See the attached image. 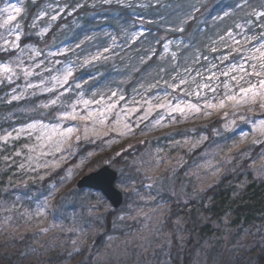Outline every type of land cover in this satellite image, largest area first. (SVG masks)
Masks as SVG:
<instances>
[{
    "label": "snow or ice",
    "instance_id": "obj_1",
    "mask_svg": "<svg viewBox=\"0 0 264 264\" xmlns=\"http://www.w3.org/2000/svg\"><path fill=\"white\" fill-rule=\"evenodd\" d=\"M31 3L35 5L36 0H31ZM100 3H115L132 9L163 7L168 11L155 20H147V24H154L158 30L163 29L166 33L180 35L174 38L158 37L147 27L131 32L125 28L122 29L125 37L123 44L118 43L117 36L110 32L104 33V43H96L95 32L82 30L69 42L62 41L61 46H57L55 36L51 38V44L45 41L52 29V22L62 13L72 15L85 4L80 0H74L72 4H47L36 12L31 24L26 25L24 0H17L16 3L0 0V86L9 89L0 102L9 105L29 102L19 109V114L25 117L22 121L10 129L0 130V151L11 147V154L4 155L3 160L9 166L15 165L19 171L34 173L41 179L50 174L58 175L59 170L65 173L58 183L49 184L42 198L33 201V209L16 212L19 197L11 206L0 201V211L6 213L0 221V235L5 236L0 244L2 248L23 242L25 236L21 228L27 230L33 221L49 215L50 208L58 210L63 201L75 192L74 188H69L60 195L58 204L51 203L59 189L73 179L75 173L68 165L83 150L82 146L98 140L107 145L115 144V137L135 135L133 129L139 128L142 123L144 126L140 128V134L146 135L154 129L183 123L194 116L207 117L222 112V118L226 121L225 130L232 129L236 125V118H239L248 127L247 131H234L232 136H222L217 130L216 135L221 137L219 141H209L207 136H201L195 141L185 140L183 144L176 141L175 148L183 147L185 154L201 153L198 159L203 164L196 163L197 173L201 168H207L213 176L223 174L225 169L244 170L254 179H264V0H232L230 4L220 0L216 3L211 0H174L169 4H162L161 0H148L135 5L132 0H100ZM134 16L133 27L137 21L141 25L145 23L143 16L135 12ZM45 17L49 18V23L40 26L37 22ZM33 37L36 42H32ZM41 41H44L42 47L39 44ZM138 42V51L143 54L139 55L138 64L132 65L121 81L127 82L133 73L138 75L134 95L126 100L119 85L113 88L110 86L112 82L102 83L104 74L98 69L95 72L90 69L107 64L119 56L116 49L123 50ZM156 45H162V51H158ZM154 59L157 61L155 67L149 63ZM85 69H89L86 76L81 71ZM154 89L159 90L151 95ZM136 96L140 99L137 100ZM40 97L45 99L36 103L35 99ZM192 98H195V102ZM121 101L125 103L121 104ZM154 112L155 117L150 119ZM12 115L9 114V119ZM237 134L239 140L235 139ZM165 136L169 137V134ZM106 137L108 139L105 141ZM140 143L150 144L151 141ZM245 143L249 146L242 147ZM123 151L125 149L116 155H121ZM160 151L157 149V154ZM148 156L149 159H142L141 163L150 165L154 162L157 166L163 163L165 172H171L173 176L177 169H183L186 164L182 157H177L169 167L167 161L170 157L155 159L150 152ZM16 157L20 158L19 163ZM257 159L260 160L259 167L256 166ZM133 167L140 172L136 161ZM194 175L199 179L198 174ZM94 179L92 187L107 197L116 177L100 175ZM145 179L154 181L160 178ZM246 183L242 182L241 187ZM146 187L151 188L153 184L149 183ZM133 191L139 195L136 189ZM157 195L160 193L157 192ZM169 198H175L185 207L195 199L186 194L183 187L177 191L175 185ZM166 204L167 201L161 197L153 215L142 212H137V215L143 214L148 221L155 217L162 223L163 219H167L163 217ZM98 208V204H90L89 214ZM127 215L125 213L118 219L124 220ZM20 219L24 220L23 224L17 222ZM95 219L101 218L97 216ZM182 223L178 220L177 230L163 236L162 228H150L145 224L142 230L131 234V240L126 244L136 246L134 256L147 257L151 249L147 264H154L158 259L159 264H173L176 258L173 247L177 249L176 256H179L181 264L185 253L191 256L190 264H209L208 249L211 245L187 249L186 229L180 227ZM230 223L226 212L225 227ZM88 226L87 220L80 221L75 215L70 227L64 224L63 219L53 216L52 222L39 228L33 236L46 235L53 228L71 233L76 237L70 241L71 250L59 252L47 260L35 247L19 255L30 264H53L54 261H72L84 256ZM235 231L242 233L241 237L230 248L226 247L218 259H213L212 264H264V224L248 228L238 225ZM244 237L249 239L245 240ZM40 247L47 252L54 250L55 246ZM91 247L88 248L89 255L79 260L78 264H87V260L91 259ZM157 253H162L163 259ZM4 256H8L7 252Z\"/></svg>",
    "mask_w": 264,
    "mask_h": 264
},
{
    "label": "rangeland",
    "instance_id": "obj_2",
    "mask_svg": "<svg viewBox=\"0 0 264 264\" xmlns=\"http://www.w3.org/2000/svg\"><path fill=\"white\" fill-rule=\"evenodd\" d=\"M25 1L26 0H24V4H25ZM86 1L87 0H80L82 4H84V2ZM226 1H232V0H226ZM11 2L16 3L17 0H11ZM64 2L72 4L74 3V0H45L43 2V6H46L47 4H53V6H55L57 3H60L62 5ZM88 2L91 5L100 4V0H88ZM132 2L135 5L137 3L148 2V0H132ZM173 2L174 0H161L162 4H169ZM211 2L213 3L214 0H211ZM149 8H150V12L148 11ZM149 8H140V7H135L134 9L129 8L131 17L128 18L127 21L125 22L118 21V26H119L118 34L115 33L116 32L115 30L113 31L107 30V27H109V25H106V27L103 25L101 28V31H96L92 26L88 27L87 30L90 32H95L97 34L96 43H104L106 41V37L104 33L110 32L112 35L117 36L118 43L123 44L125 37L122 32V29L126 28L128 29L129 32H131V31H138L141 27L148 28L149 24H147L146 18H148L149 15L147 12L151 13V12H154V10L159 8L160 11L157 17L165 13V12H161L162 9L163 11L165 10V8L163 7H156L155 9H152L153 7H149ZM77 12L73 13L70 16L67 15V13H62L61 16L55 22H52V29H53L55 26H58V24H61V23H62V26H67V24L64 23V21L70 20L73 18L74 25L72 27L67 26V32L59 35L58 38H56L55 43L57 46H61L62 41L69 42L75 34L81 33L77 31V29H80V26H82L81 25L82 17L80 16V14L77 15ZM134 12L135 14L139 16H143V17L145 16L144 17L145 23L143 25H141L139 21H137L135 23V26L134 27L132 26L133 20L135 19ZM102 13L106 14V11ZM93 18L96 19V16ZM37 23L40 26H44L47 23H49V18L45 17L42 20L38 21ZM166 37L174 38V37H179V35L175 36L172 33H167ZM131 46L132 45L125 47L123 48V50L118 48L116 49V51L118 53H122L124 49L128 51V49ZM138 48L139 47H136L133 50V53H142L141 51H138ZM160 51H162V48ZM69 56H71V54H69ZM59 59L63 60L65 58L59 57ZM114 59L111 61L114 62ZM132 65H134V63ZM130 69L131 67H128L129 71ZM86 70H89V69H86ZM90 70L92 72L96 71L95 68H92ZM120 80L122 81L123 79L121 78L118 81L111 80V79H104L102 83L112 82L110 86L113 88L119 85V87L123 89L124 91L126 100H130L132 96L134 95L133 88L137 86V82L134 83L133 85L126 86L124 85V83H121ZM158 90L159 89H154L153 92L150 94L154 95L155 92ZM8 91L9 89L1 96V98L5 97ZM44 99L45 97L41 98V100L38 101V103ZM136 99L139 100L140 97L136 96ZM192 99H193V102H195V98H192ZM120 103L124 104L125 101H121ZM0 104H6V103L0 102ZM28 104L29 102L27 101V104H24L19 109L25 107ZM19 109L13 112H10L11 114H13L11 119H9L10 113L0 118V130L10 129L12 126L16 124V122L18 121L17 120L18 116L20 115ZM220 116H222V112L213 113L211 116H207V117L194 116L184 121L183 123L172 124V125H169V127L167 128L154 129L152 131L147 132L146 135L140 134V128H143L144 126L142 123L139 128L133 129V131L135 132V135L129 134L123 137H119V136L115 137L117 139V143L115 144L107 145L106 143H101V141L99 140L96 141L94 143L95 146L93 148L85 152H80V154L70 162L68 167H71L73 169L75 175L72 180H70L64 187H61L59 189L56 197L53 198L51 203L53 205H56L57 202L60 200V195L62 193L66 192L69 188L75 187L78 181L85 174H88L89 172L93 171L94 168H96L97 165H99L102 161H107L106 164L111 165L110 159L114 156H117L116 153L120 152L121 149L127 150L128 148H130L129 145L133 146L136 143H140V141L153 140L155 141V143L152 145V147L149 148V150H147L146 152H144V154H142L141 156L137 158L138 168H140V173L142 175L141 181L138 182L135 178L126 177L122 180L118 178V182H117V186L123 192L125 190V192H129L131 194V196L129 197V201L127 202L125 206H122L124 208L119 214V216H121L127 213L128 214L127 218L124 220L119 219V221L122 223V225H124L125 223H135L134 228L125 229L124 234L108 235L105 241L106 243L114 245L117 248H120V249L125 248L126 246L131 245V243L126 244V241L131 240V234L142 230L145 224H147L148 227L150 228H162V232L164 233V235H167L168 232L166 234V230L163 228L164 226L163 222L162 223L158 222L155 217L153 218V220L148 221V220H145L143 216V214L153 215V210L156 208V205L161 199V197L165 201H167V204L165 205V212L163 213V217L169 214L170 212L169 209H171L172 204L174 203V201H177L175 198H172V199L169 198L168 195L171 194L172 189L169 190L165 185H163V183H161V180L159 181L157 179L154 181H149L145 179V177L158 178L161 175H163L165 172V164L162 163L159 166H157L153 162L152 164L148 165V164L141 163V160L143 159L144 161H147L149 159V156H148L149 152L153 155L155 159H159L160 156L170 157V159L167 161V165L169 167L175 163V160L177 157H182V160H183L185 156L184 154L185 149L183 147L180 149H176L175 142L180 141L181 144H183L185 140L195 141V140H198L201 136H207V135L201 134V135L177 136L176 133L182 130L193 129L199 126L209 124L215 121ZM154 117H155V112L152 114V117H150V119ZM239 121H240L239 118H236V125H234L233 128L229 130H225L224 128L225 124H224L222 129L219 132L221 133L222 136H232L234 131L236 133H238L240 130L247 131L248 127L245 126V124H240ZM145 123H147V121ZM166 133L169 134V137L165 136ZM216 138H217L216 140L219 141L221 137L216 135ZM104 139L106 141L108 138L106 137ZM235 139L236 140L240 139L238 134L235 136ZM22 142L23 141H21V143ZM207 142L208 141H205V143ZM229 143H231V141H229ZM248 146L249 145L247 143L242 145V147H248ZM157 149L161 150L159 154H157ZM90 153L92 155H89ZM10 154H11V147H9L6 151H0V201L7 202L8 205L11 206L12 202L16 201V198L19 197L20 199L15 209L16 212L23 211L24 209H33L35 208V203L33 201L42 198L43 195L47 193L49 184L54 183V182L58 183L60 180V177L63 176L65 173L64 171H62L59 177H53V179L48 184H46L47 186L45 187V185L41 183L45 181L46 179H48L49 177L54 176V174L44 176V178L41 179L39 176H37L34 173L19 171L15 165L9 166V164H6L5 161L3 160L4 155H10ZM15 159L17 163H19L20 158L16 157ZM82 160H83V163H81ZM196 163L203 164V161L200 160ZM196 163H194L189 168L187 172V176H186V182L183 188L186 194L190 196H194L195 198H200L199 195L205 193L211 186H213V184L217 182V180L221 177L222 174L218 176L210 175L209 170L207 168H201L199 172L197 173ZM259 164H260V160L257 159L256 166L259 167ZM112 167L116 169L118 173L120 174V170L118 168L114 166ZM194 174H198L199 179H197V175H194ZM244 181H247V183L244 184L243 187H241L242 182ZM149 183H152L153 187L151 188L146 187V185ZM133 189H136L139 192V195H137L136 192L133 191ZM85 190L86 192H84L83 198L86 200V202L89 204L99 205V208L94 210L93 213L98 214L101 211H105V210H109L113 208L111 202L102 193L96 190H87V189ZM176 190L179 191L177 187H176ZM157 192L160 193L159 196L157 195ZM196 193H199V195L196 196ZM182 199L183 197L181 198V200ZM213 202H214V198L211 197L209 200V203L212 204ZM243 203H249L251 206L255 207L257 210L264 211V179L244 178L239 183H237L225 195V200H224L223 206L221 207V211H220L221 223L212 222L210 227L208 228V230L212 234V235L210 234L211 237L219 235L222 232V230H225V229L230 231L229 228H225V224H224L225 213L226 212L228 213V217L230 221H232L233 219L236 218V214L234 211L235 207ZM56 210H57L56 208H50L49 215H47L46 217L39 218V221H33L31 223V226L28 227L27 230L21 228V233L24 234L25 236L27 233L33 234V233L38 232L39 228L46 227L48 224L52 222L53 216H57L63 219L64 224L69 227L72 225L74 215L77 218H79L80 221L86 220L84 216H82L80 210L76 209L72 205H68L67 208L63 210V214H58ZM137 212H142L143 214L138 216ZM86 213L89 214L88 209L86 210ZM5 214L6 213L0 211V221H2L3 216ZM184 218H185L184 215L181 214L177 217L175 221L176 222L178 220L182 221L183 223L181 224V226H184V224H186V221ZM87 221H88L89 226L86 229L88 233V238L84 240L85 252H86V248L92 242H94L98 234V229L94 226V224L89 220ZM17 222L20 224H23L24 220L20 219ZM217 226H218V230H217ZM11 230L12 229H9V231ZM226 236H228V234H225V237ZM109 237H111V239H109ZM75 238L76 237L73 236L71 233L62 232L57 228H53L46 235L34 236L32 238L33 241L27 246L25 251H27L30 247L38 248L40 253L43 255V258L47 260L50 256H56L57 253L59 252L70 251L72 247L70 241L71 239H75ZM244 239L247 240L249 239V237H244ZM4 240H5V236L0 235V244H2ZM41 245H44L45 247L52 245L55 247H54V250L50 249L49 251L45 252L44 248L40 247ZM7 249H10L11 252L19 253L18 252L19 246L17 244H13L8 248L0 247V264H12L9 260L7 259L2 260L1 258L2 253L5 252ZM151 251L152 250L149 249V254L151 253ZM83 257L84 256H78L76 257V259L72 261H63V260L56 261L55 263L53 262V264H78V261L81 260ZM159 258L163 259V256L160 255ZM157 261H158L157 264H159V259ZM18 264H30V262L24 261L22 258Z\"/></svg>",
    "mask_w": 264,
    "mask_h": 264
},
{
    "label": "trees",
    "instance_id": "obj_3",
    "mask_svg": "<svg viewBox=\"0 0 264 264\" xmlns=\"http://www.w3.org/2000/svg\"><path fill=\"white\" fill-rule=\"evenodd\" d=\"M45 0H36V4H32L31 0L25 1V9L27 10V19L25 20V24L29 25L32 22V17L36 14L37 11L40 10V8L43 6V2ZM217 0H214L213 3H216ZM220 2L224 4H230L232 1H226V0H220ZM85 7L78 10L77 15L80 14L82 17V22L80 26V29H77V31L81 32L82 30L88 31V27H93L96 31H101L102 26L109 25L107 27V30L113 31L115 30L116 34H118L119 26L118 21L125 22L128 18L131 17V13L129 8L121 7L116 4L112 5H103V4H95V7H92V5L88 2H84ZM156 7H153L152 9H155ZM106 11V14L102 13ZM150 12V8L148 9ZM159 8L154 10V12H147L149 17L146 18L147 20H155L158 13ZM165 9L161 12H166ZM96 16V19L93 18ZM145 17V16H144ZM64 23L67 24V26L72 27L74 25L73 18L70 20L64 21ZM228 23H231V21H228ZM67 26H62L61 24H58V26H55L48 36L45 37V41L49 44H51L52 37L55 36L58 38L59 35L64 34L67 32ZM152 32L160 37V36H166V32L163 29H157V27L154 24H149V27ZM209 28H211V24H209ZM103 33V32H102ZM173 34V33H172ZM175 36H178L180 34H173ZM151 39V37H149ZM36 42V38L33 37V41ZM40 46L44 45V41L39 42ZM157 49L160 51L162 48V45H156ZM139 47V42L137 44H132V46L126 51L122 53H119V56H117L114 59V62L109 61L107 64L98 65L96 66V70L98 69L99 72L103 73V77L101 78V82L104 79H111L118 81L119 79H125V73H127L128 67H132V64H137V60L139 55H142L143 53H133V50ZM132 50V51H131ZM122 58V59H121ZM152 64L153 67H155L157 61L154 59L153 61L149 62ZM128 64V65H127ZM89 70H82V73L84 76L87 75ZM81 73H78V75ZM138 80V75L133 73L130 78L127 79V82H124V85H133ZM121 81V80H120ZM8 90L7 87L0 86V98L1 96ZM35 99V102L38 103V101L41 100ZM24 104H27V101L22 102H13V104H0V118L3 116L9 114L10 112H13L20 107H22ZM249 115H252L251 113ZM25 117L23 115L18 116V121L20 122ZM231 118V117H229ZM16 122V123H17ZM225 120L222 118V116L218 117L215 121L199 126L193 129H186L182 130L178 133H176L177 136H189V135H201L206 134L209 138V141L216 138V131H220L225 124ZM240 124H244L242 121H239ZM3 124V123H2ZM145 141H151L150 144H141L136 143L127 150L123 151L121 155L114 156L110 159L111 165L118 168L120 170L119 178L122 180L126 177H132L135 178L138 182L141 181L142 175L140 172H137L133 167V162L136 161V167H138V161L137 158L144 154L149 148L152 147V145L155 143L153 140H145ZM208 141V142H209ZM207 142V143H208ZM94 144H87L82 146V151L85 152L91 148H93ZM185 154V152H184ZM200 152L197 151L195 154H185L183 158V162H186L185 167L183 169H177V172L175 176L171 172H164L163 175H161L159 181L161 180V183L165 185L169 190L173 189V185H176L177 189L179 190L181 187L185 185L186 182V176L185 173L188 172L189 168L196 162L200 161L198 157L200 156ZM107 161H102L99 165H97L96 168H99L100 166L106 164ZM251 161H249L250 163ZM62 173V170H59V174H54V176L49 177L45 181H43L41 184L47 186L53 177H59V175ZM244 178H254L253 175L247 174L244 172V170L240 171H228L225 169V172L221 175V177L217 180L213 186H211L205 193L200 194V198H195L193 202H191L188 207H185L182 202L174 201V203L171 206L170 212L167 216H165L167 219L163 220V228L166 230V234L175 232L177 230L176 228V219L179 215L183 214L184 219L186 221V224L184 226H181L182 228H185L186 231L184 233L185 240L188 241L186 247L187 249H196L201 246L211 245V247L208 249L209 252V264H212L213 259H218L220 254L224 251V249L230 248L232 244L236 243V240L241 237L242 233H237L235 230L238 225H243L244 228L250 227L253 225H260L264 224V211L257 210L255 207L251 206L249 203H243L235 207L234 211L236 214V218L231 221L229 226L227 228L229 230H222V232L217 236H210V231L208 228L210 227L212 222H218L221 223V207L223 206L225 195L241 180ZM163 179V181H162ZM75 189V192L68 196L67 199L63 201V204L59 207L57 211L58 214H63V210L67 208L68 205L74 206L76 209H79L82 216L86 220L91 221L94 226L98 229V234L96 236V239L94 242H92L89 246L91 247V259L87 260V264H147V260L150 259L151 253L148 254L149 256L145 257L144 255L140 256H134L133 251L136 247L135 245L131 244L126 246L125 248H117L114 245L106 243L105 239L108 235L111 234H124L125 229L127 228H134L135 223H125L122 225V223L119 221L118 217L120 212L123 210L124 207L129 201V197L131 194L129 192H125V199L122 206H120L117 209H109L105 211H101L98 214L91 213L87 214L86 210L88 209L89 203L86 202V200L83 198L84 192H86L85 189H79L77 186L73 187ZM170 197V195H168ZM214 198V202L212 204L209 203L210 198ZM60 201V200H59ZM58 201V202H59ZM57 202V204H58ZM68 204V205H67ZM99 216L101 219L96 220L95 217ZM124 226V228H123ZM226 228V227H225ZM225 234H228V236L225 237ZM164 233L162 232V236ZM212 235V234H211ZM33 234L27 233L25 235V239L23 242H17L19 246V253L25 251L27 246L33 241ZM86 248L85 255L82 259H85L88 255V248ZM7 252L8 256H4V253ZM5 252L2 253L1 258L2 260H9L12 264H18L22 257L19 255V253L11 252L10 249H7ZM177 249L173 247V255L176 257L173 260V264H181L179 256H176ZM160 255L163 256L162 253H157V256ZM237 255H239L237 253ZM104 261V262H102ZM191 256H189L187 253H185V259L183 260V264H190ZM56 261H54L55 263ZM158 261L154 264H157Z\"/></svg>",
    "mask_w": 264,
    "mask_h": 264
},
{
    "label": "water",
    "instance_id": "obj_4",
    "mask_svg": "<svg viewBox=\"0 0 264 264\" xmlns=\"http://www.w3.org/2000/svg\"><path fill=\"white\" fill-rule=\"evenodd\" d=\"M100 175L105 176H115L116 179L112 182V189L108 193V200L111 202L114 208H118L122 205L124 201V194L123 192L116 186V181L118 178V172L112 168L110 165H104L101 168L92 171L88 174H85L79 181H78V187L79 188H87L96 190L92 187V185L95 183V177H98Z\"/></svg>",
    "mask_w": 264,
    "mask_h": 264
}]
</instances>
